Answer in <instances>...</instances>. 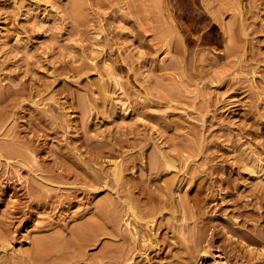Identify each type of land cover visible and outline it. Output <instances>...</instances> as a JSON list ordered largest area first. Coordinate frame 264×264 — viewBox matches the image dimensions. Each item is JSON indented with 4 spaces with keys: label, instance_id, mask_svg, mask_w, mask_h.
<instances>
[{
    "label": "rangeland",
    "instance_id": "obj_1",
    "mask_svg": "<svg viewBox=\"0 0 264 264\" xmlns=\"http://www.w3.org/2000/svg\"><path fill=\"white\" fill-rule=\"evenodd\" d=\"M0 141V264H264V0H0ZM126 188L168 201L134 244ZM99 202L120 236L76 242Z\"/></svg>",
    "mask_w": 264,
    "mask_h": 264
},
{
    "label": "bare ground",
    "instance_id": "obj_2",
    "mask_svg": "<svg viewBox=\"0 0 264 264\" xmlns=\"http://www.w3.org/2000/svg\"><path fill=\"white\" fill-rule=\"evenodd\" d=\"M165 31L163 32V35H167L166 33L168 31H166V33H165ZM160 33L161 32H159V37H162L160 35ZM165 38H163V42H164ZM160 40H162V39L160 38ZM165 41H167V40H165ZM168 42H169V40H168ZM178 49H180V48L177 47V50ZM3 156H5V158L6 157H13V158H19L20 157V158H22L24 156V149H20L13 142L0 141V157H3ZM151 157L152 158L149 162L150 163V170L154 171L155 173L156 172L159 173L163 170H166V167L172 166V164L170 163L168 158H166L160 150L154 151V153L152 154ZM112 165H113L112 175L114 176L113 178L115 179V184H118L119 180L122 177V171H123L121 168V163L119 161H115ZM95 179L100 180L99 177H95ZM95 179H93V180H95ZM172 182H173V178H171V177L165 178L163 183H162L163 184L162 187L167 188V189L169 187V189H170ZM104 183L108 184V182L106 180H104ZM162 191L163 190H161V192ZM126 192L127 193L125 195H123L124 197H123V200H121V201H122V204L124 203L123 206L125 207V211H126L125 213H129L131 216L130 219L128 218L125 220L126 225L129 226V228H130L129 229V238L127 240L129 241V243L132 242L134 244L138 240V236H139V233L142 229V226H145L147 230L151 231L156 220H157L156 215H155L156 210H160V208L162 206H163L162 209L165 208L166 207L165 204H168V203H166L167 200L165 199L163 194H161V192H160L161 200H158V202H154L152 204L154 206V208L147 209V210H141V209L139 210V209H137L138 207H136L137 205L135 204L136 203L135 199L131 196V189L128 188ZM163 192H166V190ZM141 194H144V192L141 191ZM166 195H167V193H166ZM166 198H167V196H166ZM147 199H148V201L154 200L152 197H147ZM159 203H162L161 204L162 206L161 205L159 206L158 205ZM109 204L107 205L105 202L104 203L99 202L96 205V210L94 212L96 214V217H97L96 220L91 221V222L89 221V223L87 224V227L85 225V228L83 226L82 229H77L76 233L74 232L76 242L78 241V243H79V240H81L82 242H80V243H83V245L93 244L98 239L99 235L105 234V233H110V234H112L113 237L120 236V233H118L117 231H115V233L113 234L114 229L116 227L115 226L116 221H114V218H116V217H115V214H114V216H112L114 211L111 210L113 208L111 205L113 203L111 205H109ZM108 207L109 208L112 207L110 209V211L108 210L109 209ZM110 212L112 215H110ZM36 240H37L36 241L37 243H36L35 250L32 251L30 254H28L29 256L27 255L29 263L26 262L27 261V259H26L25 264H37V263L38 264H58L59 260L62 258V253L64 252V248H63L62 239H61L60 234L59 235L52 234V236L46 237V239L41 238V240H38V239H36ZM72 240H74V237ZM146 244L152 245V238L151 237L146 238ZM248 250L253 252L252 247H249ZM102 253L104 255V252H102ZM106 254H107V252H106ZM24 258L23 259L22 258L21 259L16 258L18 260L15 259L14 261L12 260L13 262L10 261L9 263H6V264H18L19 262L21 263L22 260L24 262ZM29 258L30 259L32 258L31 261ZM223 264H225V263H223Z\"/></svg>",
    "mask_w": 264,
    "mask_h": 264
}]
</instances>
